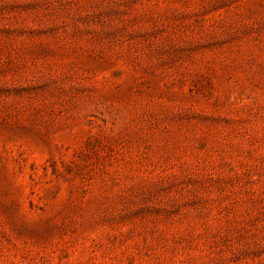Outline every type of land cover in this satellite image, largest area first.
Wrapping results in <instances>:
<instances>
[{
  "label": "rangeland",
  "instance_id": "374dc122",
  "mask_svg": "<svg viewBox=\"0 0 264 264\" xmlns=\"http://www.w3.org/2000/svg\"><path fill=\"white\" fill-rule=\"evenodd\" d=\"M0 264H264V0H0Z\"/></svg>",
  "mask_w": 264,
  "mask_h": 264
}]
</instances>
